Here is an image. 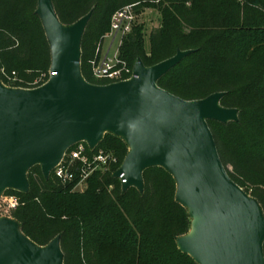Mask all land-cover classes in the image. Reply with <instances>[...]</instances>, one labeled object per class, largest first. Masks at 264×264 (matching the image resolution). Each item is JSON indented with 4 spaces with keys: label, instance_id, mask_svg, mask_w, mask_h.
Wrapping results in <instances>:
<instances>
[{
    "label": "trees",
    "instance_id": "obj_1",
    "mask_svg": "<svg viewBox=\"0 0 264 264\" xmlns=\"http://www.w3.org/2000/svg\"><path fill=\"white\" fill-rule=\"evenodd\" d=\"M52 1L65 25L93 11L82 42L81 68L95 85H106L94 78L91 63L110 33L113 16L136 4L137 11L144 6L158 9L162 23L150 35V49L144 24L135 23L123 40L121 57L133 69L138 59L152 67L179 50L194 51L160 80L159 87L187 101L227 93L221 105L238 109L239 122L209 121V126L230 177L264 211V0H244V5L238 0ZM37 7L38 0H0L3 84L14 73L16 88L36 89L49 79L51 51ZM98 150L112 155L116 163L107 171H96L84 192L75 191L78 180L63 184L54 173L46 179L40 166L29 172L28 194L6 192L19 197L13 218L22 232L43 247L61 236L64 264H106V243L148 264H197L177 245V239L190 231L191 221L176 202L174 178L163 168H152L144 173V193L135 188L125 193L114 174L128 147L108 134Z\"/></svg>",
    "mask_w": 264,
    "mask_h": 264
},
{
    "label": "water",
    "instance_id": "obj_2",
    "mask_svg": "<svg viewBox=\"0 0 264 264\" xmlns=\"http://www.w3.org/2000/svg\"><path fill=\"white\" fill-rule=\"evenodd\" d=\"M36 15L50 51V79L23 89L0 82V198L30 192L32 168L46 179L80 143L96 150L108 134L129 153L114 174L123 192L144 193V173L163 168L175 180L176 202L191 221L177 239L197 264H264V211L230 177L209 121L239 122L240 111L221 105L227 93L187 101L159 82L194 51H181L155 66L141 59L134 78L111 85L82 74V42L93 11L73 25L61 22L52 0H38ZM61 236L39 246L13 218H0V264H64Z\"/></svg>",
    "mask_w": 264,
    "mask_h": 264
},
{
    "label": "built area",
    "instance_id": "obj_3",
    "mask_svg": "<svg viewBox=\"0 0 264 264\" xmlns=\"http://www.w3.org/2000/svg\"><path fill=\"white\" fill-rule=\"evenodd\" d=\"M138 7L139 4L125 7L113 16L110 33L105 35L100 42L96 56L91 63L93 76L97 81L106 82V85H111L134 78V68L131 69L128 63L121 57L120 49L123 45L124 38L133 31ZM118 38L120 39L118 48L112 53V49ZM104 39H111L112 43L108 51L101 55ZM0 74L5 75L4 71ZM50 77L51 75L49 73V79ZM7 80H13L15 84L12 86L4 84L5 86L16 88L15 85L18 82L17 77L13 75L9 78L7 76ZM115 163L116 159L112 155L103 150H98V148L91 150L86 143H80L66 153L62 163L55 168L53 173L63 184L78 180V185H81L88 182L89 178L96 171H107ZM121 183L123 182L121 181ZM12 204L14 209L17 210L19 203L16 197L12 199Z\"/></svg>",
    "mask_w": 264,
    "mask_h": 264
},
{
    "label": "rangeland",
    "instance_id": "obj_4",
    "mask_svg": "<svg viewBox=\"0 0 264 264\" xmlns=\"http://www.w3.org/2000/svg\"><path fill=\"white\" fill-rule=\"evenodd\" d=\"M238 2H241L242 5L245 4L244 0H238ZM161 23L162 17L158 9L144 6L140 7L139 11L136 10V25L138 26L144 24L145 26V41L148 50L150 49V35L153 31L161 26ZM119 41L120 39L118 38L112 49V53H114L118 48ZM111 43V39H104L103 52L101 53V55L105 54L108 51ZM14 77L18 78V75L14 73ZM13 84H15V81L7 80V83L5 85L12 86ZM228 169L232 171L231 167H229ZM87 187L88 182H85L81 185H78L75 188V191L84 192ZM15 197L18 199L19 203V197L16 195L5 193L3 197L0 198V218H13L16 209H14V207L12 206V199H14ZM148 229L149 228L147 227L146 230ZM104 249L105 250L104 252H102V257L105 259L106 264H116L118 262H124L126 264H148L143 259L139 260V256L137 257V259H134L132 256H127L126 254H124L123 251H121L118 247H111L107 243L104 245Z\"/></svg>",
    "mask_w": 264,
    "mask_h": 264
}]
</instances>
